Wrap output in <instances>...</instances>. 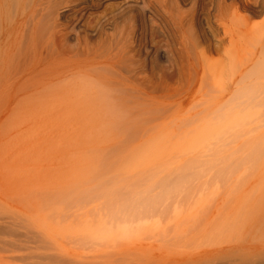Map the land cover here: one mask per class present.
<instances>
[{
	"label": "rangeland",
	"instance_id": "1",
	"mask_svg": "<svg viewBox=\"0 0 264 264\" xmlns=\"http://www.w3.org/2000/svg\"><path fill=\"white\" fill-rule=\"evenodd\" d=\"M86 1L59 7L64 24L88 12L81 39L50 43L0 92V264H264V88H200L202 70L178 67L165 42L181 12L222 37L218 4L251 37L259 3ZM225 43L214 62L246 57Z\"/></svg>",
	"mask_w": 264,
	"mask_h": 264
},
{
	"label": "bare ground",
	"instance_id": "2",
	"mask_svg": "<svg viewBox=\"0 0 264 264\" xmlns=\"http://www.w3.org/2000/svg\"><path fill=\"white\" fill-rule=\"evenodd\" d=\"M117 1H119V0H117ZM125 1L127 3L131 0H124L123 2H125ZM134 1H136V0H134ZM158 1H159L158 3L161 2L160 0H158ZM172 1H173L172 3H175V2L177 3V0L175 2H174V0H172ZM222 1L224 2L225 0H222ZM237 1H239V0H237ZM240 1L242 2L243 0H240ZM256 1H257V3H259V5L257 4L258 7L251 8V12L256 13V12L264 11V0H255V2L253 0V1H249V2H253L255 4ZM85 2L87 3L86 0H0V92H2V90L4 91V89L7 88L6 87L7 86L6 84L8 81L7 79H9V77H7V76L13 77V76H17L20 74H28L30 72L31 73L34 72L36 64L33 63L34 62L33 58H36L35 56L42 55L43 52L47 50L48 45L50 43H51V46L55 42H59L61 45H65L66 41L72 35H76V37L78 39H81V33L77 32V30L80 27V25L83 24L82 23L83 21H84V23L86 20L88 22L90 21L89 20L90 17L88 16V12L85 16V14H82V13H84V12H82L83 10H80V11L77 10L78 12L75 11V13L80 12L81 15L78 14L79 16H74L75 15V13H74V15H73L74 17L73 18L71 17L72 18L71 22L64 24L65 22L62 23V22H60V19H59V16H62L61 13L59 15V12H60L59 7L61 5L68 4V3H70L72 5H81V4L83 5V3H85ZM119 2H121V1H119ZM216 2H218V1H216ZM133 3H135V2H133ZM172 3L170 4L171 6H173ZM212 3H213V1H211V4ZM70 4H68V5H70ZM153 4H154V2H153ZM175 4H174V6H176ZM224 4H225V2L223 3V5ZM230 5L232 6L231 3H230ZM255 5H253V6H255ZM87 6H89V5L86 4V6H84V7H87ZM147 6H149V5H147ZM161 6H163V5H161ZM233 6H234V4H233ZM208 7H210V6H208ZM215 7H218V8L216 10L217 17L214 20L217 19L216 24H217L218 28H220L222 30L223 36L217 38L215 36L216 29L214 31L212 29V27H210V25H212V24L209 25L208 24L209 22H208V23H206V24H208V25H206V27L211 28V29L210 28H208V29L212 33V35H213L212 30L214 31V38H213V41L212 40L209 41L211 39L210 37H208L210 39L207 40L208 38L205 37V33L203 31L204 29L202 30L197 25L198 23L196 24V22H195L196 17L191 13L188 14L185 12H181L180 17L177 19L178 23H177V25L175 24L176 27L173 28V33L171 32L173 36L171 35L172 37H170L171 39L169 40V42H167L168 40L165 41L166 43H168V47H169L168 55H171V59L177 60L178 62H181L182 65L181 64L179 65V63H178V65H179L178 67H181L182 69H184L185 72H187L190 75H191L192 71L195 72L198 69L202 70V78H201L200 83H198L199 84L198 87H200V88L222 87V88H226V89H231V88L232 89H234V88L239 89L242 87L247 88V86L252 87V88L259 86L258 88L261 87L263 89L264 88V79H263V77H264V23L263 24H257L255 26H253L252 31H251V37L250 36L247 37V35L244 34V32L241 31L239 28H235V30H234V29H231V27L228 25L229 22L231 23V22H237L238 21V17L235 16L237 14L236 10H234V12L236 14L234 12L231 13L230 11L229 12L227 11V9L230 10L233 7H230V9H229V8L223 7L221 5L219 6V4H218V6H215ZM238 7H240V6H238ZM64 8H65V6L62 9L66 11V9H64ZM66 8H67V6H66ZM68 8H69V6H68ZM152 8H154V7H152ZM76 9H80V8L77 7ZM83 9H87V8H83ZM214 9H216V8H214ZM206 10H208V9H206ZM258 10H260V11H258ZM194 11H195V9H194ZM153 13H155V10ZM92 14L93 15H91V16H94V13H92ZM143 14L144 13H142V15ZM202 15H204V14H202ZM115 16H116V14L112 15V12H111V14L110 13L107 14V12H106V14H104L102 17H99V16L95 17L94 16L95 18L99 17V18H97L99 31L102 32V30H105V28L112 27L113 24H115V19H116ZM148 16H150V15H148ZM203 17H209V16L204 15ZM92 18L93 17H91V19ZM92 20H94V19H92ZM156 20H159V19H156ZM173 20H174V18H173ZM206 20H208V19H206ZM172 21H171V23H173ZM159 22H161V21H159ZM204 22H206V21H204ZM93 23L91 25H93ZM94 24H96V23H94ZM168 25H169V23H168ZM204 25H205V23H204ZM149 27H150V25H149ZM169 30H171V29H169ZM144 33H145V31H144ZM206 36H208V34H206ZM83 37H84V34H83ZM227 38H229V40ZM137 39H138L137 28L134 27L133 29L129 30L127 34H125L123 36L122 41H124V42L122 43V45L125 43L126 49L133 51L135 49L134 43H136ZM86 40H87V38H83V41H86ZM232 40L235 41V43L242 50L247 49L249 47L244 54V55H246V57H244V58L242 57V59H241V57L238 58V56L233 57L229 54H226L225 59L218 61V62H214L209 57V55L211 53H219L221 50H223V49L225 50V48H226L225 42H227L228 44H231ZM138 42H139V40H138ZM242 50H240V52ZM227 52H229V51H227ZM162 55L163 54L161 53V56ZM232 71H234L236 73L235 75L239 76V78H235L232 81L230 80L228 83H225V81L223 82V80L213 79V76H219L220 78H222L225 75L227 76V74H229ZM167 72H170V71H167ZM248 75H250V76H248ZM251 75L253 77L255 76L253 78L254 80L252 79L251 81H248V80H250V78H248L246 80L248 82H245L244 78H246L247 76L252 77ZM82 76H84V75H82ZM257 77H260V79ZM5 78L7 81L5 80ZM256 78L259 79L260 81H258ZM261 78L263 79L262 81H261ZM98 79L99 78H97L96 80H98ZM209 79H212V80L210 81ZM99 80L102 81V79H99ZM99 80L96 81L97 84L103 85V83H105L104 86L106 85L107 81L103 80L104 82H101ZM9 82H10V80L8 81V83ZM11 82H12V80H11ZM188 83H190L191 86L193 85V83H191V82H188ZM90 85H92V84H90ZM110 86H112V84ZM108 87H109V83H108ZM108 87H107V89H108ZM71 88H72V90H74L75 87L71 86ZM86 88L84 90H86ZM90 89L91 90H89V91H91V94H93V96L95 97L94 99H97V101H98V98H100V91H98L96 88H94V85L92 86V88L90 87ZM81 90H83V89H81ZM102 93L103 92H101V94ZM101 96H103V95H101ZM105 96H107V95H105ZM108 96H107V98H108ZM2 97H1V99L3 100ZM103 101L106 102L107 101L106 98ZM3 102H5V101H3ZM99 103H100V101H99ZM107 106H108V104H107ZM72 109L73 110L71 111L70 119L77 120L76 112H75L74 108H72Z\"/></svg>",
	"mask_w": 264,
	"mask_h": 264
}]
</instances>
